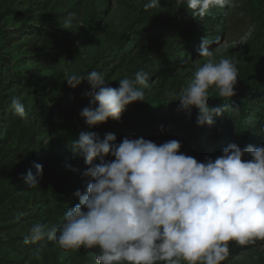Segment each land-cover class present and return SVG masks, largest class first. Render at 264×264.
I'll use <instances>...</instances> for the list:
<instances>
[{"label":"rangeland","instance_id":"1","mask_svg":"<svg viewBox=\"0 0 264 264\" xmlns=\"http://www.w3.org/2000/svg\"><path fill=\"white\" fill-rule=\"evenodd\" d=\"M146 2L0 0V264H95L97 249L65 251L47 240L23 243L32 225H58L64 212L79 202L75 191L83 192L91 180L83 175L84 158L72 150L81 132H95L101 139L111 133L117 143L124 137H143L162 144L167 141L163 128L170 123L174 131H168L167 139L179 140L187 155L198 161L199 151L214 159L221 155L205 143L207 136L218 132L225 115L236 111L239 116L231 105L242 90L245 66L258 62L253 77L264 75V0H241L235 10L216 7L203 20L175 0H160L159 7L145 11ZM220 13L225 17L223 28L214 35L207 24H215ZM167 21L178 31L167 28ZM206 34L215 42L213 60L232 59L239 77L235 95L227 102L209 89L210 107H230L215 117L214 124L201 126L196 123L198 109L184 110L179 100L168 102V93L187 86L196 65L205 62L197 49ZM181 49L184 57L173 61ZM93 70L102 72L113 88L119 87V79L134 78L143 70L152 88L146 91V101L130 103L119 121L109 118L89 127L80 116L90 104L85 95L88 82L73 88L64 79L65 73L83 76ZM13 97L25 106V118L10 109ZM252 104L250 122L256 121L255 110L263 113L264 122V107L255 98ZM231 134L230 143H236L234 128ZM17 147V155L7 161ZM37 163L43 166V176L39 185L29 188L24 177L29 170L35 174ZM229 243L231 255L222 264H264V241L256 247ZM41 245L45 248L37 259L35 250Z\"/></svg>","mask_w":264,"mask_h":264},{"label":"clouds","instance_id":"2","mask_svg":"<svg viewBox=\"0 0 264 264\" xmlns=\"http://www.w3.org/2000/svg\"><path fill=\"white\" fill-rule=\"evenodd\" d=\"M175 4L203 20L216 7L238 9L241 0H175ZM159 6L160 0H147L143 8ZM213 43L202 39L197 51L205 62L196 65L187 86L168 93V102L179 100L184 110L197 108L196 123L201 126L214 124L215 117L230 107L227 103L210 107L209 89L227 102L235 95L239 77L232 59L213 60ZM64 80L73 88L88 82L85 95L90 104L80 116L89 127L109 118L119 121L126 107L146 101V91L152 88L149 73L143 70L134 78L119 79L118 88L109 86L96 70L83 76L65 73ZM9 107L20 118L27 116L19 97H13ZM181 148L176 139L157 144L143 137H124L117 143L111 133L101 139L95 132H81L72 150L84 158L83 175L91 180L83 192L75 191L79 202L64 212L58 225H32L23 243L47 240L65 251L97 249L95 264H222L231 255L229 242L243 247L264 241V146L241 149L230 143L221 155L204 162ZM246 155L251 159H243ZM109 156L114 159H106ZM34 167L35 174L29 170L24 177L29 188L39 185L43 176V166ZM44 248L35 250L37 259Z\"/></svg>","mask_w":264,"mask_h":264},{"label":"trees","instance_id":"3","mask_svg":"<svg viewBox=\"0 0 264 264\" xmlns=\"http://www.w3.org/2000/svg\"><path fill=\"white\" fill-rule=\"evenodd\" d=\"M179 13L180 12L176 13L178 14L177 16H179ZM224 19V13L218 14L216 16L215 24H207V29L210 30L214 35H216L223 28ZM165 25H167L166 27L171 30H174L176 32L178 31V28L173 21H167ZM205 37H208V35ZM184 54L185 49L177 50L176 54L173 57V61H177L183 58ZM257 63L258 62H250L247 66H245L244 71L246 77L244 78V83L241 88L242 90L238 92V99L231 105L233 108H236L239 111V116L237 117V114H235L237 113L236 111L225 115L222 119V125L219 128L218 132L210 134L206 138L205 143H209L210 146L214 147L210 148L213 149L212 151L215 152L216 155L222 154V149L230 144L233 128L235 129V136L237 138L236 144L241 149L245 148L249 144L253 145L254 147L264 146L263 113H261L260 110L254 111L253 114L256 119L255 122H250V116L248 113L250 109H254V107L252 106V99L254 98L258 106L264 107V75L259 79L253 77L254 69ZM257 92H260L261 96L255 94ZM197 115L198 114H196V118ZM168 131H174V127H171L170 123L166 124V126L163 128V134L165 135L167 141ZM18 149L19 148L17 147L16 149L10 151V153L7 155L8 158H6L7 161L17 155ZM180 151L187 155L186 151L183 148H181ZM198 155L200 157V161L202 162L205 161L206 157H211L210 154L205 151H199ZM243 159L248 160L251 159V157L246 155ZM253 246L256 247L258 245L256 243ZM82 263L83 262L81 261L80 264Z\"/></svg>","mask_w":264,"mask_h":264}]
</instances>
